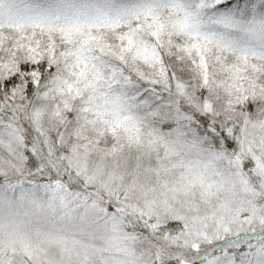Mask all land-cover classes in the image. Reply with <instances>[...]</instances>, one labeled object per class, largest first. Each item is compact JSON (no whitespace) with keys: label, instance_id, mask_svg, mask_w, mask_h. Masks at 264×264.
I'll use <instances>...</instances> for the list:
<instances>
[{"label":"snow or ice","instance_id":"6c2138e0","mask_svg":"<svg viewBox=\"0 0 264 264\" xmlns=\"http://www.w3.org/2000/svg\"><path fill=\"white\" fill-rule=\"evenodd\" d=\"M0 264H264V0H0Z\"/></svg>","mask_w":264,"mask_h":264}]
</instances>
